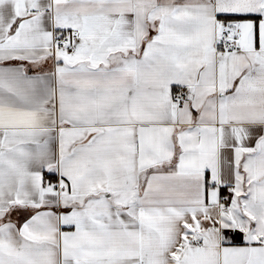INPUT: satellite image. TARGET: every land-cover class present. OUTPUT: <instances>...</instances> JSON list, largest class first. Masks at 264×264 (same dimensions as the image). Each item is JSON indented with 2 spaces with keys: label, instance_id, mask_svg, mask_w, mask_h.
I'll use <instances>...</instances> for the list:
<instances>
[{
  "label": "snow or ice",
  "instance_id": "snow-or-ice-1",
  "mask_svg": "<svg viewBox=\"0 0 264 264\" xmlns=\"http://www.w3.org/2000/svg\"><path fill=\"white\" fill-rule=\"evenodd\" d=\"M0 264H264V0H0Z\"/></svg>",
  "mask_w": 264,
  "mask_h": 264
}]
</instances>
